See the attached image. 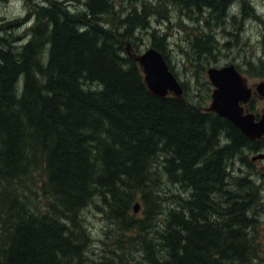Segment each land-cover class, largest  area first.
Listing matches in <instances>:
<instances>
[{"label":"trees","instance_id":"obj_1","mask_svg":"<svg viewBox=\"0 0 264 264\" xmlns=\"http://www.w3.org/2000/svg\"><path fill=\"white\" fill-rule=\"evenodd\" d=\"M228 2L83 0L84 8L72 12L48 0L1 27L0 264L260 259L256 184L249 173L232 177L238 137L230 123L204 110L211 93L204 74L217 55L210 33ZM166 7L190 20L208 12V33L187 44L200 100L176 74L181 98L154 95L129 55L133 44L146 45L173 71L168 36L150 22L168 21L160 15ZM30 20L27 39L11 33ZM164 185L178 194L163 198ZM136 202L141 217L133 212ZM88 208L116 232L104 239L115 249L98 260L82 223ZM130 245L140 247L138 258L122 253Z\"/></svg>","mask_w":264,"mask_h":264},{"label":"rangeland","instance_id":"obj_2","mask_svg":"<svg viewBox=\"0 0 264 264\" xmlns=\"http://www.w3.org/2000/svg\"><path fill=\"white\" fill-rule=\"evenodd\" d=\"M48 0H0V35H1V27L6 22L14 21L17 18L23 19L28 14L29 5L32 3L35 4H43ZM59 2H63L67 4L69 10L72 12L76 11V9H82L83 6V0H55ZM119 1V0H118ZM230 3L232 2L233 8H237V1L238 0H228ZM253 3L260 8L261 6L264 7V0H252ZM119 8V4H118ZM221 13V8L219 9ZM264 12V8L262 9ZM127 13V12H126ZM160 15L162 17H168L169 22L165 21V23L157 22L156 19H158V16H152L150 19L151 27L158 29L162 34H167V43H168V54L169 59L168 61L173 67V71L170 69V71L174 74V76L178 77L179 81L184 83L188 90V95L195 101L200 100L201 95L200 92H202L201 85L196 83V76L195 71L193 68L190 67L189 61L187 60V53L188 48L187 44L188 41H190L193 37L199 34L208 33L205 26V21L203 20V17H208V12L206 14H203L202 16L199 15H193L194 19H189L182 17L178 14L177 10L173 7H166V11H161ZM197 17V19H195ZM210 19H213L212 17H209ZM223 18H220V21L218 23L214 20L213 24H218L217 26L212 27V32L210 35L213 36L215 39V46L217 47V55L215 62L212 63V66L210 67H221L224 64H228L229 62H226L228 60L230 61H236L239 62L244 59V57L251 58L248 54L250 47L254 45L257 41H260L261 36L264 32V27L262 25H254L251 27V29L248 30L247 35H245L244 39L236 37H232L228 39L232 43L229 47L224 48L223 43L227 41L222 33V29L224 26L222 25L221 21ZM32 24V21L24 22L20 24V26L15 27L11 33L14 35H17L18 37H21V39H27V28ZM168 26V27H167ZM251 30V31H250ZM142 36L144 37L142 40L144 42H147L148 38L145 36L146 32H142ZM250 34H253L251 36ZM141 38V34L139 33L137 35ZM252 38L251 42L247 40V38ZM138 42V41H136ZM238 43V44H237ZM144 44V43H143ZM186 47V48H184ZM147 49H149L146 45L140 46L138 43H135L131 46L129 52L131 54H134L136 56L143 54ZM168 58V57H167ZM231 63V62H230ZM168 65V64H167ZM208 67V68H210ZM176 74V75H175ZM176 77V79H177ZM204 78L206 81L207 74H204ZM209 82V81H208ZM212 91V90H211ZM211 98V93H210ZM210 103V100L205 102L204 107L208 106ZM240 155V154H239ZM244 155H240L232 161V165H234L235 170L233 172L232 177L237 176H243V174H248L249 170L242 166V159ZM230 169V167H229ZM258 195H259V202L256 203V219L260 220L261 225L258 228V232L260 231V238L258 239L260 242L259 249L262 250V256L259 260L255 262V264H264V190L262 193H259L261 190L260 186H256ZM231 189V188H230ZM162 193V197H170L172 193L178 194V189L171 186H161V189H159ZM184 196V195H183ZM167 203H164L165 207ZM138 217H141V212L139 211L137 214ZM82 223L83 227L86 229L87 233L89 234L90 239L92 240V244L90 246L89 254L95 259L98 260L101 258L102 254L105 251H109L111 249H115V242L112 244L105 239V235L107 233L111 235L114 239L116 237V232H113L112 226L108 223L107 219L103 218L100 214L95 213L91 210V208L85 209L82 211ZM256 240H257V234L255 232ZM126 246V245H125ZM129 248V250H127ZM125 251L127 253H130L132 256L138 258L141 253L140 247L137 245H130L129 247H125L124 250H122V253L125 254ZM87 252V251H86ZM88 254V252H87ZM108 257L112 258L113 255L109 252ZM93 259V260H94ZM99 261H94L96 263H99ZM141 261V259H139Z\"/></svg>","mask_w":264,"mask_h":264},{"label":"flooded vegetation","instance_id":"obj_3","mask_svg":"<svg viewBox=\"0 0 264 264\" xmlns=\"http://www.w3.org/2000/svg\"><path fill=\"white\" fill-rule=\"evenodd\" d=\"M233 5L229 1L224 6L221 14V18H223L221 23L224 26L222 33L227 40L223 43L224 48L231 45L232 42L228 41V39L232 37H236L237 40L238 38L244 39L248 30L254 25H262L264 27L263 6L258 8L252 0H238L237 8H233ZM250 35L253 36V34ZM252 38L249 37L247 40L251 42ZM247 55L251 58L244 57L239 62L228 60L226 62L229 63L223 66L233 64L236 72L243 80V89L238 96V107L241 110V117L248 118L247 120H251L259 129H264V32L260 41H257L250 47ZM211 90H213L212 87ZM222 119L232 125L227 119ZM232 127L234 128L235 135L238 137L240 155H244L242 166L249 169L248 173L251 179L255 182L256 186L261 187L262 191L259 193H262L264 190V132L259 138L249 139L240 129L233 125ZM243 137L247 139V142L243 141ZM257 222V240L255 242L260 246L261 244L258 240L260 238V231L258 232L257 230L261 222L260 220H257Z\"/></svg>","mask_w":264,"mask_h":264},{"label":"water","instance_id":"obj_4","mask_svg":"<svg viewBox=\"0 0 264 264\" xmlns=\"http://www.w3.org/2000/svg\"><path fill=\"white\" fill-rule=\"evenodd\" d=\"M134 56L135 62L141 68L144 83L148 90L156 96L173 95L181 98L183 90L174 74L170 71L163 55L155 49L149 48L141 55ZM207 79L213 87L211 101L206 112H213L218 117L225 118L233 126L240 129L249 139L259 138L264 129H259L248 118L241 117L238 107V96L242 92V79L236 72L234 65L210 67L206 71ZM140 211V204L133 206L134 214Z\"/></svg>","mask_w":264,"mask_h":264}]
</instances>
